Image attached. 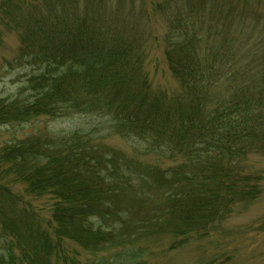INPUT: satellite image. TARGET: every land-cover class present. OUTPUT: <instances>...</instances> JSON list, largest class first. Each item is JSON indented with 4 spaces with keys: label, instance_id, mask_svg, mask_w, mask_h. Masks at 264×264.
<instances>
[{
    "label": "trees",
    "instance_id": "1",
    "mask_svg": "<svg viewBox=\"0 0 264 264\" xmlns=\"http://www.w3.org/2000/svg\"><path fill=\"white\" fill-rule=\"evenodd\" d=\"M114 6L0 0L19 38L8 65L25 78L0 98V128L96 117L140 146L131 156L84 131L0 146V264H148L209 238L263 192L247 163L264 156V48L215 63L192 14L166 13L180 85L170 95L153 89L140 24L119 23ZM256 231L264 238V217Z\"/></svg>",
    "mask_w": 264,
    "mask_h": 264
},
{
    "label": "rangeland",
    "instance_id": "2",
    "mask_svg": "<svg viewBox=\"0 0 264 264\" xmlns=\"http://www.w3.org/2000/svg\"><path fill=\"white\" fill-rule=\"evenodd\" d=\"M15 1L27 6L30 0ZM113 1L115 6L111 14L117 16L119 23L135 22L142 28L146 67L153 89L170 95L179 92L180 85L170 72L164 55L165 35L169 29L166 13L171 16L179 12L192 14L191 18L197 21L205 37L203 49L215 63L216 56L221 62H226L229 48L232 53L239 51L237 60L243 62L251 60V52L264 48V0ZM2 17L5 21L6 17ZM3 21L0 22V98H10L23 86L25 78L22 70L12 69L8 65L16 56L19 38ZM106 123L105 119L75 116L58 121L40 119L31 124L2 127L0 146L44 131L55 134L84 131L95 132L108 145L128 155L138 156L137 149L140 146L128 143L108 131ZM142 159L146 162L155 160L153 156ZM247 166L252 173L262 175L263 192L258 200L237 205L229 219L209 238L193 242L188 248L176 253H158L148 264H209L213 261L216 264H264V238L256 231L259 221L264 217V156L252 155Z\"/></svg>",
    "mask_w": 264,
    "mask_h": 264
}]
</instances>
